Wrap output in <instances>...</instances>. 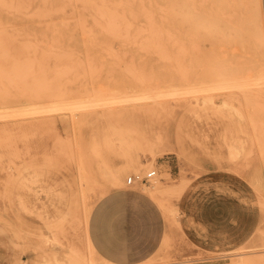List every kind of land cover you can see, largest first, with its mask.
<instances>
[{
  "label": "rangeland",
  "instance_id": "rangeland-1",
  "mask_svg": "<svg viewBox=\"0 0 264 264\" xmlns=\"http://www.w3.org/2000/svg\"><path fill=\"white\" fill-rule=\"evenodd\" d=\"M109 1L104 0L105 8L117 7L121 14L124 7ZM92 2L85 8L83 0H0V264H56L55 255L63 259L75 254L94 264H111L98 254L94 262L89 257L85 244L86 210L89 222L100 198L129 186L126 180L130 175H146L152 170L156 175L149 182L134 186L158 202L166 218V234L156 253L140 264H264V218L260 208L264 196V90L254 70L247 23L241 22L243 41L234 47L235 54L228 56V61L222 59L224 53L217 45L185 42L186 38L183 42L173 39L164 43L162 54L158 51L146 60L121 54L86 58L82 32L109 25L105 20L93 21L95 10L104 6L103 0ZM74 4L76 8L72 9ZM161 8L157 6L155 13L167 20L161 23L158 17L160 25L155 21L151 24L168 27L172 13ZM261 10L264 15V0ZM139 22L148 24L133 23ZM99 40L105 43L108 39ZM114 40L118 48L119 40ZM220 66L227 71L223 72L227 80L222 78ZM57 68L65 75L58 76ZM141 78L143 85L169 86L166 89L170 94L164 95L168 102L154 103L161 94L156 93L159 99L152 100L158 92L153 89L154 96L149 91L152 99L143 100L153 105L131 107L133 100L129 97L141 84L137 81ZM198 78L208 89L204 87L206 91L200 95L189 90L190 82ZM223 80H230L232 86L227 90L218 88ZM49 89H55L56 94ZM92 89L97 91L93 93ZM198 95L201 99L197 102L194 98ZM74 115H81L80 119L74 120ZM146 141L158 143L166 153L153 160L151 152L144 148ZM130 156L137 157L138 170L125 169L123 163ZM21 165L34 174L36 169L45 172L44 188L38 186L41 182L31 181L32 186H37L31 195L26 184H18L12 195H4V168ZM109 166L120 172L122 184L81 200L63 225L60 219L55 220L50 194L54 186L59 188L67 182L77 186L88 179L99 184ZM82 171L86 173L85 180ZM150 189L160 195V201Z\"/></svg>",
  "mask_w": 264,
  "mask_h": 264
},
{
  "label": "bare ground",
  "instance_id": "bare-ground-1",
  "mask_svg": "<svg viewBox=\"0 0 264 264\" xmlns=\"http://www.w3.org/2000/svg\"><path fill=\"white\" fill-rule=\"evenodd\" d=\"M65 1V0H64ZM68 1H75V0H68ZM82 1V0H81ZM78 0V2H81ZM84 4H85V8L86 5L88 6V4L92 2V0H83ZM109 1V0H108ZM111 1V0H110ZM109 1V2H110ZM116 4L114 3L113 5H118L120 4L121 6H123L124 8H121V10H123L121 12V14L118 12V10H112V9H108L105 8L104 5H106L104 3L103 0V6L101 9H97V10H93L95 12L94 14V19L93 21H101V20H105L107 22H109L107 26H105L103 29L101 27V29H96V28H88L86 30H81L82 38H85V45H84V49L86 50L85 54H86V58L90 57V58H95V57H106V58H110V57H115V55H124L126 57H132L135 59H139V60H146L148 58H152L154 57V55H156L159 51V54H162V51L164 50V43H169L171 40H178L180 42H183L184 38H186L185 42L188 40V42H201L203 44H205V42H211L213 43V45H217L218 48H220V51H222L224 54H222V59H226V61L230 60L231 58H227L230 55H234L235 54V49L234 47H237V45L243 41V27L241 22L244 20L247 23V30H248V36H249V40L252 44L253 50H254V70L257 74V80H258V85L261 89L264 90V18H263V13L261 10V0H115ZM83 3V2H82ZM101 3V0H100ZM107 3V2H106ZM79 4V3H78ZM97 6L99 7V2L97 3ZM112 4V2H111ZM76 4H74L72 7V9L76 8L75 6ZM80 5V4H79ZM90 5V4H89ZM93 5V4H92ZM110 5V4H109ZM117 5V6H118ZM119 5V6H120ZM91 6V5H90ZM89 6V7H90ZM159 6L161 8V11L166 10L171 12L172 14H168L170 16V18L168 19L170 21V24L168 27H158L156 25L151 24L152 22L159 24L156 22L157 18L159 17L158 14H156L155 12L157 11L155 8ZM88 7V8H89ZM93 7V6H92ZM108 7V6H107ZM113 7V6H112ZM127 7V8H125ZM138 8V10L136 8ZM141 7V9H140ZM143 7H146L147 9L143 11ZM97 8V7H96ZM61 9V8H60ZM70 9V8H69ZM68 9V10H69ZM83 9V6H82ZM163 9V10H162ZM87 10V9H86ZM89 10V9H88ZM46 11V10H45ZM48 11V10H47ZM71 11V10H70ZM160 11V10H159ZM244 11V13H243ZM44 12V11H43ZM53 12V11H51ZM87 12V11H86ZM72 13V12H71ZM70 13V14H71ZM79 12H77L78 14ZM119 13V14H118ZM142 13L144 14V16H142ZM163 13V12H162ZM45 14V13H44ZM91 15V14H90ZM167 15V14H166ZM167 15V16H168ZM161 16V15H160ZM141 17V18H139ZM75 18V17H74ZM89 19V17H88ZM159 19L161 20H167V17H159ZM79 20V18H78ZM91 20V19H90ZM63 22V20H60ZM92 21V20H91ZM104 21V22H105ZM124 21H126L124 23ZM127 21L129 22V24L127 23ZM135 21H142V22H147L148 24H134L133 22ZM74 22V21H73ZM111 22H115L117 24H110ZM118 22H122L123 24L126 25H119ZM55 23V22H54ZM53 23V24H54ZM77 23V22H76ZM79 23V22H78ZM52 24V23H51ZM81 24V22H80ZM160 25V24H159ZM53 26V25H52ZM62 26V25H61ZM91 26V25H90ZM97 26V25H96ZM100 26V25H99ZM163 26V24H162ZM66 27V26H65ZM54 29V28H53ZM60 37L62 38L63 41H65V35L60 32L59 33ZM77 35V34H76ZM105 38L108 39L107 42L103 43V42H99L100 38ZM46 38V37H45ZM114 39H118L119 41L117 42L119 44L118 48H115L114 46ZM47 40V39H46ZM36 41V40H35ZM62 41V43H63ZM48 42V41H47ZM177 42V43H179ZM30 43V42H29ZM29 43L27 42L28 47ZM60 43V42H58ZM176 43V42H175ZM33 45V42L31 43ZM30 44V45H31ZM84 44V42H83ZM197 44V43H196ZM210 44V43H209ZM36 46V45H35ZM173 46V44H172ZM205 46V45H204ZM209 46V45H208ZM25 48V47H24ZM37 49V46L35 47ZM26 49V48H25ZM67 49V48H66ZM30 50V48H29ZM44 51L43 49H41V52ZM177 51V50H176ZM193 51V50H192ZM203 51V50H202ZM29 52H27L26 50V54ZM33 53V52H32ZM67 53V52H66ZM35 54V53H34ZM33 54L34 58L35 55ZM58 54V53H56ZM60 54V52H59ZM203 54V53H202ZM50 56V55H49ZM58 56V55H57ZM60 56V55H59ZM63 56V55H62ZM75 56V54H74ZM123 56V57H124ZM159 56V55H157ZM201 56V55H200ZM53 57V56H52ZM56 57V56H55ZM73 58V56H70V58ZM78 57V56H77ZM76 57V58H77ZM231 57V56H230ZM42 58H44L42 56ZM49 58V57H48ZM71 58V59H72ZM117 58V57H116ZM160 59V57H158ZM198 58V57H197ZM200 58V57H199ZM54 59V58H53ZM62 59H64L62 57ZM81 59V58H78ZM196 60V58H194ZM34 60V59H31ZM88 60V59H87ZM86 60V62H87ZM118 60V59H116ZM120 60V58H119ZM118 60V61H119ZM161 60V59H160ZM164 60V58H163ZM161 60V61H163ZM36 61V60H35ZM72 61V60H71ZM77 61V60H76ZM82 61V59H81ZM123 61V60H122ZM167 61V60H166ZM38 63V61H36ZM73 62V61H72ZM83 62V61H82ZM75 63V62H73ZM78 63V62H77ZM76 63V64H77ZM89 63V62H88ZM119 63V62H118ZM124 64V62H122ZM133 63V62H132ZM196 61H195V65H196ZM121 64V63H119ZM130 64V63H128ZM194 64V63H193ZM200 64V63H199ZM34 66V63L32 64ZM41 65V63L39 64ZM65 65V64H64ZM116 65V64H115ZM202 65V64H201ZM222 65V64H221ZM31 66V67H33ZM68 66V64L66 65ZM65 66V67H66ZM83 66V65H82ZM124 66H126L124 64ZM198 67H200L199 65H197ZM223 66V65H222ZM135 66H133L134 68ZM221 67V66H220ZM39 68V67H38ZM72 68V67H71ZM88 68V67H87ZM222 68V73L223 72H227L224 70V67ZM73 69V68H72ZM90 69V68H89ZM128 69V68H126ZM132 69V68H131ZM226 69V68H225ZM38 70V69H37ZM40 70V69H39ZM81 70V69H80ZM85 70V69H84ZM133 70V69H132ZM131 70V71H132ZM139 70V69H138ZM83 71V70H82ZM92 71V70H91ZM128 72L130 70H127ZM130 71V72H131ZM134 71V70H133ZM218 71V69H217ZM58 72V76H64V72L63 74L59 73L58 68L57 71L55 70V73ZM74 72V71H73ZM129 72V73H130ZM189 72V71H188ZM54 73V75H56ZM71 73V72H70ZM78 73V72H77ZM86 73V72H85ZM232 73V72H231ZM68 74V73H66ZM91 74V73H90ZM109 74V73H108ZM122 74V73H120ZM76 75V73H75ZM78 76V75H76ZM222 78H225V76H227V74L223 73ZM231 77V76H230ZM68 78V76H67ZM74 78V77H73ZM218 78V77H217ZM62 79V78H61ZM98 79V78H97ZM226 79V78H225ZM224 79V80H225ZM47 80V79H46ZM93 80V79H92ZM91 80V81H92ZM144 80V79H143ZM143 80L141 78V80H137V81H142L141 84H138L135 86V93H133L129 98L132 101V104L130 105L131 107H138L141 105H153L154 103H167L168 100H165V96L164 95H169L170 94V90H167L166 88H168L169 86L167 85H162L161 87L158 86H153V85H143ZM203 79H196L192 82H190L189 84V90L191 91H196L197 94H199L201 91L203 92V90L207 87L204 86L202 81ZM222 81V84H220L218 86V88H227L232 86V84H229V81ZM227 80V79H226ZM69 81V80H67ZM224 82V83H223ZM50 83V82H49ZM54 83V81H53ZM58 83V82H57ZM56 83V84H57ZM206 83V82H205ZM219 83V82H218ZM247 83V82H246ZM252 83V82H249ZM45 84V83H44ZM55 84V85H56ZM65 84V83H64ZM70 84V83H69ZM92 84V82H91ZM116 84V83H115ZM145 84V82H144ZM51 85V84H50ZM58 85V84H57ZM48 86V85H47ZM94 86V85H93ZM101 86V85H100ZM100 86L98 88H100ZM85 87V86H84ZM87 87V86H86ZM205 87V88H204ZM251 87V86H250ZM259 88V89H260ZM45 89V88H44ZM59 89V88H58ZM156 89V90H153ZM47 90V89H45ZM50 93H55V89H53ZM57 90V88H56ZM93 93L96 92V89H92ZM96 90V91H95ZM100 89H98L99 91ZM110 90V88H109ZM158 91L155 92V96L153 91ZM204 90V91H206ZM227 90V89H225ZM55 91V92H53ZM61 91V90H60ZM152 91L153 94V99L150 97V92ZM220 91V90H218ZM230 91V90H229ZM202 92L200 94H202ZM51 93V94H52ZM62 93V92H61ZM106 93V92H105ZM156 93L161 94V96L164 98L161 99V96L158 95V97L160 98V100L156 101V102H145L146 100H155L156 98L159 99L156 96ZM50 94V95H51ZM56 94V93H55ZM71 94H74V92ZM151 94V95H152ZM199 94V95H200ZM53 95V94H52ZM61 95V94H60ZM91 95V94H90ZM87 94V96H90ZM99 95V94H96ZM110 95V94H109ZM121 95V94H120ZM166 95V96H167ZM196 96L194 99L198 102V100L201 99V96ZM66 96V95H65ZM126 96V95H124ZM61 97V96H60ZM83 97V96H82ZM91 97V96H90ZM95 97V95H94ZM97 97V96H96ZM95 97V98H96ZM112 97V96H111ZM110 97V98H111ZM150 97V98H149ZM156 97V98H155ZM51 98V97H50ZM97 98H100L97 97ZM148 98V99H147ZM155 98V99H154ZM79 99V98H78ZM78 99H76V103L78 101ZM84 99V98H83ZM82 99V100H83ZM89 99V98H88ZM92 99V98H91ZM101 99V98H100ZM100 99H97L100 102ZM109 99V97H108ZM116 99V98H115ZM121 99V98H118ZM61 100V99H59ZM66 100V99H65ZM81 100V99H80ZM86 100V99H84ZM125 100V99H124ZM143 100H145L143 102ZM56 101V100H55ZM62 101V100H61ZM95 101V100H94ZM97 101V102H98ZM112 101V100H111ZM126 101V100H125ZM54 102V101H53ZM72 103V101H69ZM80 102V101H79ZM78 102V104H79ZM82 102V101H81ZM80 102V103H81ZM85 102V101H83ZM91 102V101H90ZM98 102V104H99ZM58 102L56 101V104ZM64 103V102H63ZM62 103V104H63ZM75 103V102H74ZM73 103V104H74ZM92 103V102H91ZM91 103H88V105L90 106ZM105 104L106 103V99H105ZM103 103V105H104ZM55 104V103H54ZM59 104V103H58ZM68 104V103H67ZM93 104V103H92ZM95 104V103H94ZM93 107L97 106L94 105ZM109 104V103H108ZM114 104V103H113ZM118 104V103H117ZM115 104V105H117ZM76 105V104H75ZM100 105V104H99ZM102 105V104H101ZM101 105L99 106L100 108ZM45 106H50V105H45ZM56 106V105H55ZM53 106V107H55ZM59 106V105H58ZM56 106V107H58ZM68 106V105H66ZM65 106V107H66ZM92 106V105H91ZM90 106V107H91ZM162 106V105H161ZM50 108V109H53ZM60 107V106H59ZM70 107H73V109L75 108L74 106H72V104H70ZM77 107V106H76ZM83 107V106H82ZM125 107V106H122ZM128 107V106H127ZM62 108V107H61ZM59 108V109H61ZM64 108V106H63ZM79 108V107H78ZM84 108V107H83ZM120 108V107H119ZM44 109V108H43ZM70 109V108H69ZM77 109V108H76ZM75 109V110H76ZM86 108H84L85 110ZM88 109V108H87ZM79 111L81 110L78 109ZM49 111V108L48 110ZM77 112V110H76ZM85 113V112H84ZM83 113V114H84ZM92 113V112H91ZM65 114V113H64ZM79 114V113H78ZM73 115V114H72ZM81 116V115H80ZM80 116H75L74 120H78L80 119ZM87 116V114H86ZM84 116V117H86ZM90 116V115H89ZM140 116V115H139ZM59 117V116H58ZM83 117V116H82ZM146 117V116H145ZM142 118V116H141ZM144 118V117H143ZM48 119V118H47ZM73 119V118H72ZM85 118H82V120ZM87 119V118H86ZM91 121V120H90ZM81 123V122H80ZM17 140V138L15 139ZM159 140V138H158ZM14 141V140H13ZM165 142V141H164ZM19 143V142H18ZM17 143V144H18ZM168 143V142H167ZM8 144V143H7ZM30 144V143H29ZM28 144V145H29ZM165 144V143H164ZM163 144V145H164ZM176 144V143H175ZM140 145V143H139ZM17 146V145H16ZM20 146V145H19ZM26 146V145H25ZM166 146V144H165ZM4 147V146H3ZM24 147V146H23ZM167 147V146H166ZM14 148V147H13ZM121 148V147H120ZM144 148H146L147 150H149L153 156V160H155L158 156H163L166 152L164 149H162L158 143L155 142H145ZM27 149V148H26ZM25 149V150H26ZM129 149V148H128ZM170 149V148H169ZM3 150V148H2ZM8 150V149H7ZM19 150V149H17ZM24 150V149H23ZM22 150V151H23ZM20 151V150H19ZM38 151V150H37ZM6 152V151H4ZM24 152V151H23ZM169 152V151H168ZM187 152V151H186ZM47 153V152H46ZM29 154V153H28ZM45 154V153H44ZM51 154V153H50ZM53 154V153H52ZM2 155V154H1ZM4 155V154H3ZM24 155V154H22ZM30 155V154H29ZM48 156V154H46ZM44 155V156H46ZM130 155V153L128 154V156ZM139 155V154H138ZM33 156V155H32ZM185 156V155H183ZM5 157V156H4ZM38 157V156H37ZM53 157V156H52ZM76 157V156H75ZM131 159L126 160L123 164L125 169L129 170H138L139 169V165H138V160L137 157L135 156H130ZM3 158V156H2ZM18 158V156H17ZM42 158V157H41ZM40 158V159H41ZM54 158V157H53ZM79 158V157H78ZM29 159V158H28ZM57 159V158H56ZM8 160V159H7ZM30 160V159H29ZM24 162V160H22ZM1 162V161H0ZM7 162V161H6ZM49 162V161H48ZM51 162V160H50ZM72 162V160H71ZM81 162H82V158H81ZM81 162H78L79 164ZM114 162V161H113ZM20 163V162H19ZM26 163V162H25ZM34 163V162H33ZM73 163V162H72ZM75 163V162H74ZM16 164V163H15ZM67 164V163H66ZM70 164V163H69ZM115 164V163H114ZM10 165V164H9ZM13 165V164H12ZM30 165V164H29ZM33 165V164H32ZM52 165L53 164L52 162ZM72 165V164H71ZM82 165V164H81ZM80 165V166H81ZM28 166V165H27ZM41 166V165H40ZM45 166V165H44ZM47 166V165H46ZM57 166V164H56ZM74 166V165H73ZM99 166V165H98ZM39 167V166H38ZM58 167V166H57ZM100 167V166H99ZM1 168V167H0ZM27 168L25 165H21L20 167L18 166H10V168H4L5 171V177L3 178V180L1 181V185L3 188V193L5 194H11L12 192L16 191L19 186L18 184L22 185V184H26V187L30 191H35V188L31 185V181L33 182H38L40 183L38 186H42V188H44V184L45 180H46V176L44 177V173L42 171L38 172L37 169L34 173H32L31 171H27ZM32 168V166H31ZM49 168V167H48ZM52 168V167H51ZM66 168V167H65ZM96 168V167H95ZM41 169V168H40ZM43 169V168H42ZM46 169V168H45ZM54 169V168H53ZM63 169V168H62ZM67 169V168H66ZM71 169V168H70ZM76 169V168H75ZM83 169V166H82ZM81 169V170H82ZM30 170V169H29ZM44 170V169H43ZM49 170V169H48ZM68 170V169H67ZM85 170V169H84ZM126 170V171H127ZM45 171V170H44ZM52 171V170H49ZM55 171V170H54ZM61 171V170H60ZM73 171V170H72ZM64 172V171H63ZM83 172V171H82ZM80 173V172H79ZM120 173V172H119ZM118 172L113 171L111 169V166H109V170L105 171V176L102 178V180L99 181V184L96 182H93L92 179H88L86 181H81L79 183V185L77 184V186L75 185V183H69L67 182L66 184H64V186L59 187V188H55L51 190V204H52V208H53V214L55 216V220L56 219H60V223L63 225V221H65L67 219V217L70 214H73L76 205L81 201L84 200L86 201V199L94 193H102L104 192L107 188L109 187H117L119 185L122 184V178L120 176ZM57 174V173H56ZM81 174V173H80ZM85 172L82 173V180H85ZM50 175V174H49ZM52 175V174H51ZM54 175V174H53ZM62 176V175H61ZM87 176V175H86ZM48 178V177H47ZM50 178V176H49ZM61 178V177H60ZM92 178V177H91ZM71 179V178H70ZM69 179V180H70ZM80 179V177H79ZM183 179V178H182ZM68 180V179H67ZM47 181V180H46ZM57 181V180H56ZM62 181V180H61ZM72 181V180H71ZM50 182V181H49ZM64 182V181H63ZM101 182V183H100ZM59 183V182H58ZM35 185V184H34ZM50 185V183H49ZM57 186V185H56ZM156 185H153V188H155ZM46 187V186H45ZM52 187V186H51ZM47 189V188H46ZM153 193V195L158 199V201H160V195L156 193V191H153V189H150ZM42 191V189L40 190ZM18 192V191H17ZM43 192V191H42ZM44 193V192H43ZM32 194V193H31ZM30 194V195H31ZM15 195V193H14ZM16 196V195H15ZM6 197V196H5ZM9 197V196H8ZM28 198V197H27ZM35 198H37L35 196ZM5 199V198H4ZM7 199V198H6ZM38 199V198H37ZM15 202V201H14ZM28 202V201H27ZM12 204V201H11ZM49 204V203H48ZM4 205V204H3ZM10 206V204H9ZM31 206V205H30ZM162 207L163 208H167V206H165L162 203ZM260 208H261V214L262 217L264 218V196L261 198L260 200ZM170 210V208H168ZM90 211V209H89ZM12 212V211H11ZM52 212V211H51ZM167 214H169L167 212ZM47 215V214H46ZM88 210H86V214H85V227H86V233H87V240L85 239V244H86V248L89 254V257L91 258V260L94 262L95 257L97 256L96 251L93 249L89 237H88V232H87V228H88ZM70 218V217H69ZM72 218V216H71ZM54 220V219H53ZM50 221V220H49ZM59 224V221H57ZM50 223V222H49ZM67 225V224H66ZM56 227V226H55ZM60 227V226H58ZM64 227V226H63ZM66 228V226H65ZM57 229V228H56ZM68 230V228L66 229V231ZM54 231V230H53ZM57 231V230H56ZM62 231V229H61ZM64 231V230H63ZM58 232V231H57ZM60 235V234H59ZM56 236V235H55ZM58 237V236H56ZM54 240V239H53ZM56 240V239H55ZM58 241V240H57ZM73 247V246H72ZM85 248V249H86ZM75 249V248H74ZM73 249V250H74ZM77 249V248H76ZM75 249V250H76ZM78 251V250H77ZM69 252V251H68ZM75 252V251H74ZM72 254V253H70ZM80 254V253H79ZM76 255V254H75ZM70 256L69 257H65L63 259H59L56 255L54 256V260L56 264H94L89 262L86 258L84 257H78V256ZM81 255V254H80ZM106 261V260H105ZM108 262V261H106ZM110 263V262H108ZM112 264V263H111Z\"/></svg>",
  "mask_w": 264,
  "mask_h": 264
},
{
  "label": "crops",
  "instance_id": "crops-1",
  "mask_svg": "<svg viewBox=\"0 0 264 264\" xmlns=\"http://www.w3.org/2000/svg\"><path fill=\"white\" fill-rule=\"evenodd\" d=\"M87 231L102 259L112 264H140L162 245L166 218L149 193L132 185L114 189L98 200Z\"/></svg>",
  "mask_w": 264,
  "mask_h": 264
},
{
  "label": "built area",
  "instance_id": "built-area-1",
  "mask_svg": "<svg viewBox=\"0 0 264 264\" xmlns=\"http://www.w3.org/2000/svg\"><path fill=\"white\" fill-rule=\"evenodd\" d=\"M155 175H156V170L149 171L146 173V175L133 174L127 178L126 183L127 185L132 186L139 182L142 183L149 182Z\"/></svg>",
  "mask_w": 264,
  "mask_h": 264
}]
</instances>
